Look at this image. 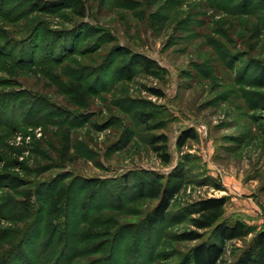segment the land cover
<instances>
[{"label": "rangeland", "instance_id": "rangeland-1", "mask_svg": "<svg viewBox=\"0 0 264 264\" xmlns=\"http://www.w3.org/2000/svg\"><path fill=\"white\" fill-rule=\"evenodd\" d=\"M148 1L0 0V264H43L64 245L50 234L94 225L108 231L73 264H183L218 236L181 238L208 197L227 198L224 222L256 227L217 264L264 230V0ZM168 176L181 190L149 226L158 199L139 187Z\"/></svg>", "mask_w": 264, "mask_h": 264}, {"label": "trees", "instance_id": "trees-1", "mask_svg": "<svg viewBox=\"0 0 264 264\" xmlns=\"http://www.w3.org/2000/svg\"><path fill=\"white\" fill-rule=\"evenodd\" d=\"M159 0H149L148 2L153 5L156 4ZM78 14L81 16H85L86 14V6L81 5L80 11H78ZM77 89L81 92L87 93V90L84 88L83 83L79 82L77 83ZM197 134L194 129H190L189 131H184L178 138L177 143L180 147L186 144L187 140L189 138H196ZM156 142H163L162 145L157 147V150H160L162 156L164 157V160L166 163H169L171 161L170 154L167 151V136L162 135ZM140 194L143 197H149L158 199V203L154 207L152 213L149 216L148 223L149 226H157L164 224L167 221L169 210L171 207L172 200L174 199L175 195L181 190V184L177 183L175 180V177L168 176L165 180L160 179L158 181H143L140 185ZM65 188L60 187V189L53 195L52 203L53 207L56 208L58 206L63 198ZM29 198L32 196V193L28 195ZM226 204H227V198L226 197H208L199 200L195 205H193L191 208L187 210V215L190 216V222L194 229H190L188 231H185L181 234V238L183 240H200L203 238L206 230H213L216 234H218L216 241L212 243L208 242H202L197 244L192 254L188 257H186L182 263L183 264H217L221 258V256L225 252L224 244L228 240L238 239V238H244L248 236L251 233L256 232V227L253 225H249L245 223L244 221L237 220L231 224L226 223L223 221V216L226 211ZM93 227H98L94 225ZM90 227L89 230H91L89 233H86L85 236L83 235L80 239H76V241H73L72 238H76L79 236V234H76L75 231L68 232L66 236L63 237L61 235L59 238L56 235L57 230L50 234V237H48V243H52L55 240L58 241L60 244L64 243L62 247V253L61 255L57 256L58 253L56 251H53L52 249H48L47 252L44 251V257L49 258L47 261H45L43 264H50V262L54 261V255L56 254V263L55 264H61L62 254L63 252L72 254L71 259L66 261L67 264H73L72 260L75 258H80L85 253H88L90 249H80L83 248L86 236H93L96 238H99L101 233L106 232L108 230L103 231H96L95 228ZM99 227H106V225L102 226L99 225ZM202 231V232H201ZM66 232V233H67ZM84 241V242H83ZM87 242V241H86ZM54 243H52L53 245ZM62 245H60L61 247ZM70 248V249H69ZM89 248V247H88ZM148 248V247H147ZM103 251V248L99 250V253ZM49 252V254H48ZM98 252V250H97ZM69 256H71V254ZM12 255L8 254V256L4 257V259L12 260ZM39 257L36 256V260ZM29 259V258H28ZM18 260L22 261V264H35L34 261L30 258L29 260L25 261L24 258L19 257ZM62 263V264H66ZM1 264H4L2 262ZM11 264H15V262H12ZM39 264V262H38ZM92 264V263H91ZM234 264H264V230L259 231L254 238L253 245L250 247L246 253L239 257L238 260Z\"/></svg>", "mask_w": 264, "mask_h": 264}]
</instances>
